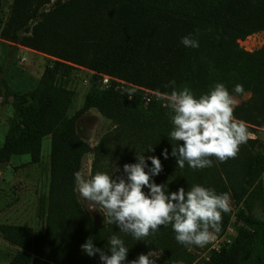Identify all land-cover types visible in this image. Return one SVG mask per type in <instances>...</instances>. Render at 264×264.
<instances>
[{
  "label": "trees",
  "instance_id": "trees-1",
  "mask_svg": "<svg viewBox=\"0 0 264 264\" xmlns=\"http://www.w3.org/2000/svg\"><path fill=\"white\" fill-rule=\"evenodd\" d=\"M262 28L264 0H11L0 26V40L55 59L25 87L1 90L0 86V95H10L12 106L0 161L28 154V160L36 162L41 138L50 137L48 187L36 207L43 229L35 232L29 225L0 222L2 238L15 246L8 264H103L99 254L89 256L81 245L90 238L95 247L108 253L113 234L128 247L125 264L149 250L160 252L157 264L189 261L191 254L176 241L171 225L136 241L117 225L108 224L106 217L100 222L92 218L74 190V173L80 169L83 154L92 152L90 173L107 172L116 178L124 175L125 163H135L136 154L144 152L146 158L160 159L163 170L152 179L166 184L167 191L201 185L218 194L227 191L229 174L235 170L242 168L246 177L259 170L261 154L242 151L225 162L212 157V167L194 170L185 163L181 169L171 151L182 142L169 138L173 125L165 103L155 98L144 101L135 93L138 89L130 95L129 85L119 88L112 81L99 87L93 82L80 108L68 116L72 91L56 83V72H66L71 63L82 64L167 94L173 88L164 85L175 81L176 89L186 86L197 97L218 82L229 93H235L236 84L255 90L264 88V47L248 51L237 39ZM189 34L198 40V48L181 43ZM88 108L113 125L92 147L75 130L76 117ZM106 140L115 147L113 164L107 161L108 149L103 148ZM150 147L151 152L147 151ZM163 150L169 153L167 159ZM103 154L104 163L100 161ZM236 158L242 161L239 166H235ZM147 163L150 168L151 162ZM222 217L220 228L227 213ZM205 264H264V215L245 217L231 241L212 250Z\"/></svg>",
  "mask_w": 264,
  "mask_h": 264
},
{
  "label": "clouds",
  "instance_id": "clouds-1",
  "mask_svg": "<svg viewBox=\"0 0 264 264\" xmlns=\"http://www.w3.org/2000/svg\"><path fill=\"white\" fill-rule=\"evenodd\" d=\"M181 43L189 48L199 47L198 40L191 34L182 37ZM164 86L173 88L170 93L158 97L170 110L173 127L169 138L182 142L171 151L176 165L183 169L187 163L196 170L212 167V157L219 162L235 158L240 145L249 137L246 125L234 116L236 100L225 85L218 82L198 97L186 86L176 89L175 81ZM234 92L243 94V85L236 84ZM147 151L151 152L153 148ZM161 154L165 159L169 156L167 150ZM147 161L151 162L150 168ZM162 170L158 157L146 158L143 152L136 154L135 163H125L124 175L116 178L107 172L76 171L74 190L85 202L87 210H99L108 224L117 225L120 232L130 234L136 241L144 240L160 226L171 225L179 244L205 246L214 233L220 231L222 214L231 211L230 194H218L201 185H193L187 191L180 187L169 192L166 184H157L152 179ZM108 244L110 254L95 247L90 238L81 248L89 256L99 254L103 264H125L128 247L124 241L113 234ZM159 256L157 250H149L128 264H157Z\"/></svg>",
  "mask_w": 264,
  "mask_h": 264
},
{
  "label": "rangeland",
  "instance_id": "rangeland-1",
  "mask_svg": "<svg viewBox=\"0 0 264 264\" xmlns=\"http://www.w3.org/2000/svg\"><path fill=\"white\" fill-rule=\"evenodd\" d=\"M11 0H1L0 26L3 24L10 6ZM21 33V32H20ZM238 44L245 50L251 51L264 47V28L251 32L243 38L237 39ZM55 58L38 50L11 42L0 40V86L1 90H7L14 86L25 87L38 78L44 69L51 65ZM66 72H56V83L69 88L72 91L71 99L66 109V114L71 116L80 108L83 96L88 87L94 82L99 87V75L102 73L113 77L115 75L98 71L82 64L71 63ZM119 78V77H117ZM118 83H124L138 89L135 93L144 97L155 98L167 94L155 88L142 84L117 79ZM93 83V84H94ZM7 87V88H6ZM134 87V88H133ZM258 86L255 90L246 89L243 94L230 93L236 100L234 116L242 121L248 130V140L241 144L238 152L255 151L262 153L263 132L260 128L264 116V88ZM142 99V98H141ZM163 101V100H161ZM11 96L2 93L0 95V144L7 129L9 118L12 114ZM164 102V101H163ZM165 103V102H164ZM113 128L110 120L101 115L96 109L88 108L81 112L75 119V130L89 146H94ZM50 137L44 135L40 142V157L36 162H30L28 154L12 155L6 162L0 161V222L25 224L31 226L33 231L40 232L43 229V219L37 217L36 207L38 197L45 194L49 179V155ZM103 148L108 149V162L113 164L114 148L110 140L104 141ZM239 154V153H238ZM104 154L100 161L104 163ZM262 156V154H261ZM92 152L87 151L81 158L79 171L90 173ZM259 161L257 171L246 177L241 168L229 174L230 184L227 191L230 194V208L227 219L218 233H214L212 240L203 247L188 246L191 254L189 261H176L173 264H205L212 250H218L226 246L232 239L236 227L244 223L245 217L260 218L264 215V156ZM106 161V162H107ZM235 166L242 164L240 159L234 160ZM226 181V180H225ZM228 183V182H226ZM77 197L85 208V202ZM90 213L96 222L103 218L102 213L97 211ZM15 246L2 238L0 234V264H8V260Z\"/></svg>",
  "mask_w": 264,
  "mask_h": 264
},
{
  "label": "built area",
  "instance_id": "built-area-1",
  "mask_svg": "<svg viewBox=\"0 0 264 264\" xmlns=\"http://www.w3.org/2000/svg\"><path fill=\"white\" fill-rule=\"evenodd\" d=\"M117 79H119V78H117V77H113V76H110V75L105 74V73H102V74L99 75L100 83L103 84L102 86H107V85H109L112 81H114V83H115V84H114L115 87L122 88L123 85H124V83H118L119 81H118ZM141 98H142L144 101L150 100L149 97H144V96H142V95H141ZM151 99H154V98H151ZM160 101H161V100H160ZM161 103L164 104L163 101H161ZM260 128H261V130H262V132H263V135H262V137H261L262 145H263V147H262V153H261V154H262V156H264V124L261 125Z\"/></svg>",
  "mask_w": 264,
  "mask_h": 264
}]
</instances>
